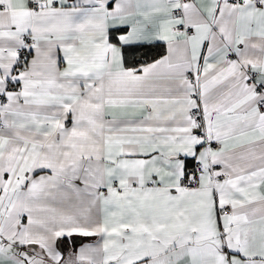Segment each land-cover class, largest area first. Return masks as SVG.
I'll return each mask as SVG.
<instances>
[{
    "label": "snow or ice",
    "instance_id": "1",
    "mask_svg": "<svg viewBox=\"0 0 264 264\" xmlns=\"http://www.w3.org/2000/svg\"><path fill=\"white\" fill-rule=\"evenodd\" d=\"M0 264H264V0H0Z\"/></svg>",
    "mask_w": 264,
    "mask_h": 264
}]
</instances>
